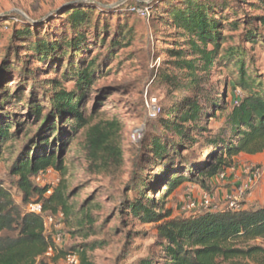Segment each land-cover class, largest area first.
<instances>
[{
    "label": "rangeland",
    "instance_id": "374dc122",
    "mask_svg": "<svg viewBox=\"0 0 264 264\" xmlns=\"http://www.w3.org/2000/svg\"><path fill=\"white\" fill-rule=\"evenodd\" d=\"M187 1L190 0H0V25L8 19L14 22L8 28L0 27V70L13 63L18 66L23 56L32 54L24 52L27 46L21 43L24 40L14 42L18 48L13 49L20 58L18 61L9 59L4 65L3 55L9 46L12 30L27 27L32 33L30 42L48 39L55 45L81 33L85 38L84 44L79 47L77 58H70L71 62H83V65L91 60L96 62L92 85L83 94L81 110L89 126L109 122L116 124L115 142L121 148V162L114 168L111 161L107 163L98 159L94 163L87 159L84 148L88 127L79 130L71 140L68 133L64 134L65 145L55 151L63 162V174L60 177L56 174L55 178L66 187L70 211L67 219L57 216L45 221L46 234L52 236L59 249L70 251L74 248L84 252L93 264H139L150 259L161 262L155 225L142 224L127 213L122 214L119 200L121 190L134 171L139 173L140 168L144 167L143 173H139L140 178L142 174L148 176L151 169H159L150 156L145 157L142 147L145 139L148 138L149 142L152 138L150 129L157 108L172 103L176 98L167 85L155 77L158 73L173 74L175 71L172 63L175 59L169 57L167 50H175L178 48L176 44L180 49H186L182 31L168 27L164 20L171 8L185 9ZM262 1L190 2L211 7L209 15L219 23L221 51L236 49L244 53L247 72L264 85V28L258 27L255 20L264 15ZM82 6L94 8L92 21L87 28L82 26L74 30L64 14L71 8ZM223 6L229 9L224 10ZM132 8L145 13L137 14L131 11ZM257 29V37L251 38L250 31ZM101 40L103 43H100ZM206 48L211 50L212 45L208 44ZM186 57L190 59L191 55L187 52ZM218 58L221 62L212 67L207 78L203 77V89L207 93L211 90L209 94L220 98L225 89L220 84L227 82L230 101V95L239 94L232 86L238 76L237 67L234 59ZM27 60V68L37 70L36 82L46 80L42 84H48L49 80L55 79L62 83L64 90H74L73 79L63 77L68 70V59L61 57L50 63ZM3 82L5 92L11 95V99L10 103L0 107V119L7 118L4 121L12 124L10 132L13 136L1 151L0 184L10 188L11 195L19 204V194L11 187L14 178L9 175V167L24 140L35 135L42 121V118L35 119L29 108L43 106L44 118L50 112L47 107L49 95L41 90V83H33L29 78L22 77L18 69L7 68L0 72V83ZM33 85H37L34 95ZM224 120V115H221L219 119L211 121L209 132L203 136L218 133L224 126ZM47 136L52 139L55 135L49 133ZM202 146V142L196 144L192 155L206 153L204 149L201 150ZM174 156L171 155V158ZM136 162H140L138 168ZM234 162L230 175L236 182L227 183L230 179H225V175L223 180L215 179L219 188L203 189L199 185L184 183L166 199L164 209L170 210L172 217L199 213L201 209L187 210L186 206L189 202L198 206L203 195L212 197L213 204L224 209L225 199L234 195L253 173L258 176L250 189L243 193L239 204L241 207L264 205V153L240 155ZM53 180V176L46 178L49 183ZM231 187L233 189L227 192L226 189ZM218 189H221V193ZM128 195L131 202L138 196L133 190ZM151 196L152 193H149L147 197ZM254 244L264 246L261 241L251 245ZM45 264H63V258L55 259L51 253L50 256L46 255Z\"/></svg>",
    "mask_w": 264,
    "mask_h": 264
},
{
    "label": "trees",
    "instance_id": "16d2710c",
    "mask_svg": "<svg viewBox=\"0 0 264 264\" xmlns=\"http://www.w3.org/2000/svg\"><path fill=\"white\" fill-rule=\"evenodd\" d=\"M190 1L185 9L171 8L164 20L168 27L182 31L186 49H180L176 44L178 48L167 50L169 57L175 59L172 62L175 71L173 74L158 73L155 77L176 97L172 103L157 108L150 129L152 138L149 142L145 139L142 147L145 157L150 156L159 169H151L148 176L142 174L140 178L139 173H143L144 167L139 173L133 172L121 190L120 209L122 214L127 213L142 224L155 225L161 262L150 259L139 264H264V246L251 245L257 241L264 243V205L202 210L186 217H172L170 210L164 209L166 199L184 183L208 189L212 180L222 173L226 175L234 167L238 156L264 153V85L247 72L244 53L236 49L221 51L219 23L209 15L211 7ZM261 5L264 8V1ZM93 9L74 7L64 15L72 29L87 28L92 21ZM255 20L258 27L264 28V15ZM13 24V20L8 19L0 27L8 28ZM258 30H251L250 37H257ZM31 37L28 27L12 30L3 55L4 65L9 59L18 61L20 58L14 50L18 44L14 42L24 40L21 42L27 44L24 52L32 54L23 56L18 66L13 63L12 67H2L0 72L7 68L18 69L22 77L41 83V90L49 95L47 107L50 112L43 118V106L29 108L30 114L42 121L35 135L24 140L9 167V175L14 178L11 187L19 194L20 203L15 202L10 188L0 184V264H45L49 250L55 259L75 254L79 264H93L84 252L74 248L70 251L59 249L52 236L46 234V217L68 218L70 207L64 183L60 180L53 187L38 185L34 178L47 169H53L60 177L63 162L56 156V149L65 145L64 134L68 133L71 140L86 127L84 149L87 159L94 163L98 159L111 161L116 168L122 158L121 148L115 142L116 124L89 126L81 110L83 94L92 85L96 71V62L92 60L85 65L70 60L77 58L78 49L85 41L83 35L76 34L75 38L56 45L48 39L30 42ZM208 44L212 45L211 50H207ZM187 52L190 59L186 57ZM61 57L69 60L63 77L73 79L74 90H64L62 83L55 79L49 80L48 84H42L46 80L36 82L37 70H29L26 66L27 59L50 63ZM218 57L234 59L237 67L238 76L232 86L239 94L230 95V101L227 82L220 84L225 88L220 98L209 94L211 90L207 93L203 89V77L210 75L212 67L220 61ZM0 84L1 107L10 103L11 95L5 92V83ZM36 86L33 85L32 95ZM221 115L225 118L222 129L204 137L211 121ZM4 119H0V155L13 136L10 132L12 124ZM49 133L55 136L49 139ZM200 142L204 145L201 150L206 153L197 152L193 156L192 150ZM171 155L175 156L171 158ZM139 163L136 162L137 168ZM131 190L138 195L133 202L128 195ZM149 193L152 196L148 198ZM30 203L40 204L42 213H28L26 208Z\"/></svg>",
    "mask_w": 264,
    "mask_h": 264
},
{
    "label": "built area",
    "instance_id": "2783aa9c",
    "mask_svg": "<svg viewBox=\"0 0 264 264\" xmlns=\"http://www.w3.org/2000/svg\"><path fill=\"white\" fill-rule=\"evenodd\" d=\"M132 12H135L137 14H141L144 15V11L138 10L137 8H132L131 9ZM247 174H249L248 172H246ZM57 173L53 170V169H47L43 172H40L35 178L34 181L36 184L38 185H49L51 187L56 186L58 184V178H55V176ZM48 176H53V181L51 183L46 182V178ZM257 174L253 173V174H249L247 180L245 181V184L240 186L238 188V191L232 195L229 196L225 199V205L224 207L227 209H239L240 208V198L243 195V193H245L248 189H250L252 183L254 180H256L257 178ZM225 177V173L220 174L217 179L218 180H223ZM57 183V184H55ZM195 208H199L201 210H216V209H223V208H218L216 205L213 204V198L207 195H203L200 203L197 205H195V203L193 202H189L186 206L187 210H193ZM26 211L28 213H32V214H41L42 213V206L38 203H30L27 205ZM52 217L48 216L45 218L46 220L51 221ZM51 250L48 251V253L46 254L47 256H50L51 254ZM63 264H79V260L78 257L75 254H68L67 256H65V258L63 259Z\"/></svg>",
    "mask_w": 264,
    "mask_h": 264
},
{
    "label": "crops",
    "instance_id": "0c3cea01",
    "mask_svg": "<svg viewBox=\"0 0 264 264\" xmlns=\"http://www.w3.org/2000/svg\"><path fill=\"white\" fill-rule=\"evenodd\" d=\"M230 170H231V169H230ZM230 170H228V171L226 172V178H225V179H227V178L230 179V180H227V181H226L227 183H234V182H236V180L234 179L233 175H232V176L230 175ZM236 184H237V183H236ZM238 185H239V184H238ZM210 187H218V188H219V184L216 183V182H215V179H214V180L211 181V183H210ZM233 187H234V186H233ZM233 187H231V188H227L226 191H227V192L231 191V189H233ZM218 191L221 193V189H218ZM251 205H252V204H251Z\"/></svg>",
    "mask_w": 264,
    "mask_h": 264
},
{
    "label": "water",
    "instance_id": "95a60500",
    "mask_svg": "<svg viewBox=\"0 0 264 264\" xmlns=\"http://www.w3.org/2000/svg\"><path fill=\"white\" fill-rule=\"evenodd\" d=\"M109 8H112V6H109Z\"/></svg>",
    "mask_w": 264,
    "mask_h": 264
}]
</instances>
